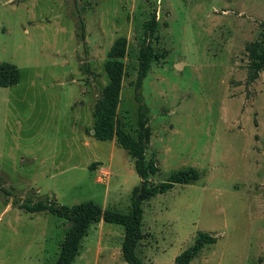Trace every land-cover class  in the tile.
<instances>
[{
  "label": "rangeland",
  "instance_id": "obj_1",
  "mask_svg": "<svg viewBox=\"0 0 264 264\" xmlns=\"http://www.w3.org/2000/svg\"><path fill=\"white\" fill-rule=\"evenodd\" d=\"M153 13L155 48L170 54L152 63L142 86L152 133L146 156L155 153L160 166L151 180L192 166L205 173L144 202L138 253L172 264L204 230L217 241L191 264H264V67L256 65L264 0H0V63L21 70L18 84L0 86V174L21 197L104 207L110 188L117 199L106 208L131 210L141 180L135 160L92 128L108 52L126 36L118 116L137 135L134 82ZM11 204L0 192V264H53L69 221ZM105 224L91 225L71 264H127L124 227Z\"/></svg>",
  "mask_w": 264,
  "mask_h": 264
},
{
  "label": "trees",
  "instance_id": "obj_2",
  "mask_svg": "<svg viewBox=\"0 0 264 264\" xmlns=\"http://www.w3.org/2000/svg\"><path fill=\"white\" fill-rule=\"evenodd\" d=\"M83 23V19H81ZM264 27V20L262 21ZM159 18L153 13L143 25V40L140 44L138 55L137 77L134 82L135 97L139 102V127L137 135L125 130L118 116L120 95L124 77L123 58L126 54L128 38L120 36L111 46L108 52L106 69L108 83L105 94L98 100L93 125V136L102 141L116 139L135 160V169L141 180L133 188L131 198V210L127 213L104 208L98 203L89 200L74 205L61 203L55 196L46 195L39 197L31 193L26 197L17 195L13 188L6 186L7 177L0 174V192L7 203L24 209L28 212H50L69 221L70 230L65 237L59 256L53 264H71L79 254L83 238L88 235L92 224L104 221L124 227V239L122 243V255L127 264H150L138 253V245L143 239L144 202L158 194L165 193L178 183H188L198 180L205 171L198 167L180 169L170 174L166 180L153 182L152 176L160 171L157 155L154 153L147 159L146 151L150 146L151 127L147 106L143 102L142 85L147 77L152 63L166 59L170 51L158 50L154 42L159 41L157 31ZM85 25H82L81 37L85 39ZM257 66L264 67V49L256 53ZM21 70L12 62L0 63V86H12L20 82ZM217 241L216 235L200 230L194 243L179 253L172 264H191L192 260L201 250Z\"/></svg>",
  "mask_w": 264,
  "mask_h": 264
},
{
  "label": "crops",
  "instance_id": "obj_3",
  "mask_svg": "<svg viewBox=\"0 0 264 264\" xmlns=\"http://www.w3.org/2000/svg\"><path fill=\"white\" fill-rule=\"evenodd\" d=\"M17 5H20V2L17 4ZM21 80V79H20ZM13 86V85H12ZM143 86V85H142ZM1 87H3V88H8V87H10V86H7V87H4V86H1ZM93 131V130H92ZM92 136H93V133H92ZM113 141H116V139L114 138V139H112ZM102 163H103V161L102 160H100ZM102 165H104V163L102 164ZM105 169H107L106 171L108 172V173H110L111 175L113 174V170L111 169V167H108V168H105ZM98 171H99V169H97L96 170V172L95 173H98ZM115 174H117L116 173V171H115ZM96 175V174H95ZM199 180V179H198ZM196 181V180H195ZM178 184H181V183H178ZM177 185V184H176ZM175 185V186H176ZM116 195H117V193L116 192H113L112 191V189L110 190V188H107V190L105 191V193H104V203H102V205L104 206V208H106V207H112L114 204H115V200L117 199V197H116ZM111 198H114L112 201H113V203H111V205H110V203H108V201L111 199ZM8 205L9 204H11V203H7ZM113 204V205H112ZM12 205V204H11ZM106 222H104V221H100L99 223H95V224H98V225H106L105 224ZM92 225H94V224H92ZM91 227V226H90ZM109 227H112V226H109Z\"/></svg>",
  "mask_w": 264,
  "mask_h": 264
},
{
  "label": "water",
  "instance_id": "obj_4",
  "mask_svg": "<svg viewBox=\"0 0 264 264\" xmlns=\"http://www.w3.org/2000/svg\"><path fill=\"white\" fill-rule=\"evenodd\" d=\"M93 132V131H92Z\"/></svg>",
  "mask_w": 264,
  "mask_h": 264
}]
</instances>
